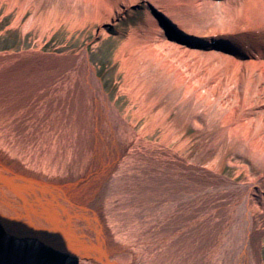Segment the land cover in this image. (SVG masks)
Returning <instances> with one entry per match:
<instances>
[{
	"label": "bare ground",
	"instance_id": "obj_1",
	"mask_svg": "<svg viewBox=\"0 0 264 264\" xmlns=\"http://www.w3.org/2000/svg\"><path fill=\"white\" fill-rule=\"evenodd\" d=\"M62 1L101 32L141 6ZM144 1L120 57L138 74L136 114L160 110L145 131L170 119L164 143L120 112L87 49L0 58V264H50L43 246L78 264H260L251 196L263 209L264 175L239 183L167 143L192 123L207 149L238 144L234 154L264 167V0ZM7 2L19 22L32 0Z\"/></svg>",
	"mask_w": 264,
	"mask_h": 264
},
{
	"label": "rangeland",
	"instance_id": "obj_2",
	"mask_svg": "<svg viewBox=\"0 0 264 264\" xmlns=\"http://www.w3.org/2000/svg\"><path fill=\"white\" fill-rule=\"evenodd\" d=\"M38 1L32 0L21 20L16 22L19 16L18 8L11 9L7 0H0V58H38L27 55L30 51L38 50L43 53V56L39 58H61L77 55L87 49L92 64L103 80L105 90L109 93L111 100L116 102L120 112L134 124L139 134L144 133L143 138L146 141L164 143L167 128L171 123L170 119L165 118L164 125L157 123L150 132L145 131L148 125L156 122L160 110L158 105H153L145 112L143 111L141 116L136 114L143 99L142 95L138 94L136 99L132 95L138 74L132 70L134 64H128L130 58L120 57L124 42L147 19L151 9L146 2L139 0L141 6L127 11L117 21L107 25L105 32H101L100 22L93 14L79 13L71 8L66 10L62 0H43L41 3ZM243 1L234 0V4L241 5ZM144 84L145 82H142L145 87ZM150 91L152 94L160 92L156 87H152ZM167 103L168 99L164 98L162 106L168 105ZM176 113V109H173L172 116L174 117ZM172 116L171 119H173ZM189 125L185 133L178 134L167 143L171 148L177 149L181 157L201 167H212V163L223 164L224 176L239 183L260 179L264 175V167L254 162L250 156L242 157L233 153V149H236L238 144L218 145L217 149L209 146L207 149L211 136L206 137L192 123ZM251 203L257 236H260L261 240L260 264H264V207L256 209L253 206L256 203L254 196H251ZM4 230L0 223V233L4 234ZM41 251L40 255L47 263L78 264L67 254H59L49 247L44 249L43 246Z\"/></svg>",
	"mask_w": 264,
	"mask_h": 264
}]
</instances>
